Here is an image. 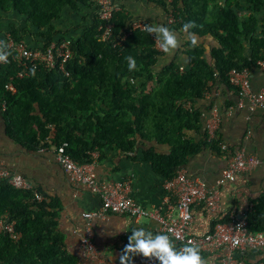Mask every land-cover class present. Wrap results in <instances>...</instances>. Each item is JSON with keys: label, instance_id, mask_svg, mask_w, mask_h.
<instances>
[{"label": "trees", "instance_id": "obj_1", "mask_svg": "<svg viewBox=\"0 0 264 264\" xmlns=\"http://www.w3.org/2000/svg\"><path fill=\"white\" fill-rule=\"evenodd\" d=\"M160 3L174 18L168 28L178 30L194 21L191 31L196 37L210 34L218 42L210 51L212 64L197 43L187 50L189 63L182 71L175 62L154 71L160 55L154 36L144 28H133L122 8L113 14L109 39L100 41L101 21L93 0H0V29L5 28L14 40L41 50L50 42L69 40L72 51L64 63L68 75L57 67H39L19 78L14 62L0 65V100L6 104L1 113L15 138L31 148L67 141V152L78 163L90 162L86 151L134 152L139 140L155 139L168 144L169 153L160 155L148 148L141 157L166 179L204 143L218 151L219 140L208 141L207 133L198 142L185 135L201 122L200 112L185 103L201 98L207 81L219 77L227 82L230 69L250 68L264 60V0ZM241 10L245 14H239ZM66 11L69 18L63 20ZM128 57L136 61L133 71ZM10 77L16 87L13 94L4 88ZM31 197L30 190L14 188L0 178V215L13 219L20 233L15 242L0 234V264H79L63 249L51 206ZM245 219L250 231L264 229V194L253 202ZM200 252L204 257L205 252Z\"/></svg>", "mask_w": 264, "mask_h": 264}, {"label": "crops", "instance_id": "obj_2", "mask_svg": "<svg viewBox=\"0 0 264 264\" xmlns=\"http://www.w3.org/2000/svg\"><path fill=\"white\" fill-rule=\"evenodd\" d=\"M224 1V0H223ZM118 8L130 15V21H141L145 24L169 23V15L161 6L160 0H115ZM239 14H245L244 10ZM63 20L69 18L67 11ZM170 29V28H169ZM180 47L171 56H166L158 47L160 55L154 64V71H160L170 62L181 67H188L187 50L190 47L186 33L181 29L174 30ZM6 29H0V40H3ZM155 39V38H154ZM202 45L206 59L212 64L210 57L212 48L218 42L210 35L197 37ZM249 91L257 92L264 88V71L252 66L248 68ZM240 97L237 90L228 82L216 77L207 81L203 96L193 103H185L200 112V126L185 132L194 142L202 141L206 135V122L212 115L219 117L215 134L219 142L230 148L241 149L247 157H254L259 163L248 171L236 175L232 181L220 185L219 206L210 212L201 201L192 205L193 220L190 231L194 235H203L212 229L213 223L228 219L231 212L237 216L244 215L250 210L256 199L264 194V107L250 109L243 99L239 106ZM8 128L6 119L0 112V167L21 174L32 188L40 192L55 215L56 229L61 234L63 249L77 258L79 264H120L119 256L128 243V236L133 228L143 227L153 234L162 233L158 223L150 218L134 220L123 214H108L103 219L84 218L83 213L92 211L100 206V198L86 187L71 182L62 167L54 159L53 148L50 145L42 148H31L23 145L15 138ZM50 141L49 138H47ZM152 148L154 153L168 154L170 146L159 143L155 139L139 140L134 152L104 148L100 155L98 150L86 151L90 162L94 164L96 178L99 182L127 181L126 194L136 203L147 209H157L160 214L167 215L175 212V198L164 188L166 178L157 173L150 162L142 159V150ZM227 155L220 149H212L204 143L193 155L186 159L182 169L191 178L202 181L207 188L215 185L226 166ZM89 223L92 229V239L97 249L96 258H85L82 255L80 236ZM208 264H221L222 255L204 253ZM233 258L242 264H264V252L240 248L232 252ZM145 257L135 255L132 264H139Z\"/></svg>", "mask_w": 264, "mask_h": 264}, {"label": "built area", "instance_id": "obj_3", "mask_svg": "<svg viewBox=\"0 0 264 264\" xmlns=\"http://www.w3.org/2000/svg\"><path fill=\"white\" fill-rule=\"evenodd\" d=\"M98 7L99 25L98 40L106 41L111 35L112 17L118 10L115 0H93ZM174 18L169 15V23ZM133 28L143 29L145 23L133 21ZM124 36L121 38L123 40ZM155 40V39H154ZM0 49L7 52V61L11 60L16 64V77L22 78L34 73L39 67L50 69L57 67L65 75L64 63L71 56V43L69 40L50 42L43 50L29 48L23 40H14L9 33L0 40ZM5 62L0 61V65ZM255 66L264 71V60H258ZM184 67L180 66L182 71ZM34 69V71H33ZM227 82L233 86L240 97L239 106H243V99L248 103L250 109L264 107V88L257 92L249 91L248 68L241 70L232 68L227 73ZM4 88L11 94L16 92V87L11 81L5 83ZM189 108V104L186 105ZM6 104L0 100V112L5 110ZM219 123V117L212 115L206 122V133L208 141L216 139L215 130ZM220 150L227 155L226 166L221 170L219 178L213 187L207 188L205 184L187 175L182 168L177 170L175 175L164 181V188L175 198L173 214L161 215L157 209H147L136 203L126 194L127 181L99 182L96 178L94 164L92 162L78 163L67 152L68 142L63 141L53 148L54 159L62 167L69 180L80 184L97 194L100 198V206L92 211L83 213L84 218L103 219L108 214H126L137 220L139 218H150L158 223L159 229L169 235L176 249L185 244H195L200 251L208 254L222 255L221 264H242L237 262L232 252L240 248L264 252V229L250 231L247 228L245 214L237 216L231 212L226 221L215 222L212 229L203 235H194L190 231L193 220L192 205L201 201L210 211H216L219 206V187L225 181H232L236 175L255 167L259 160L254 157H247L243 150L230 148L227 144L218 142ZM44 149V148H42ZM0 178L6 179L12 187L32 192L31 201L41 202L45 197L32 188L24 176L16 172H10L0 167ZM15 221L7 214L0 215V234H5L12 241H17L20 233L15 230ZM82 255L85 258H96L97 249L92 239L90 224L85 226L84 233L80 236ZM156 259L144 258L139 264H156Z\"/></svg>", "mask_w": 264, "mask_h": 264}, {"label": "clouds", "instance_id": "obj_4", "mask_svg": "<svg viewBox=\"0 0 264 264\" xmlns=\"http://www.w3.org/2000/svg\"><path fill=\"white\" fill-rule=\"evenodd\" d=\"M195 27L194 21H188L181 26V31L186 33L190 47H196L198 43L195 33L191 31ZM144 31L154 36L159 49L166 56L173 55L180 47V40L176 32L163 24H145ZM7 55V52L0 49V61L7 62ZM127 60L129 71L135 70L136 61L132 57H128ZM135 255H142L149 259L154 258L159 264H208L195 244H185L180 249H176L169 235L153 234L143 227L131 230L128 243L119 256L120 264H132V258Z\"/></svg>", "mask_w": 264, "mask_h": 264}, {"label": "rangeland", "instance_id": "obj_5", "mask_svg": "<svg viewBox=\"0 0 264 264\" xmlns=\"http://www.w3.org/2000/svg\"><path fill=\"white\" fill-rule=\"evenodd\" d=\"M132 81V79H130Z\"/></svg>", "mask_w": 264, "mask_h": 264}]
</instances>
